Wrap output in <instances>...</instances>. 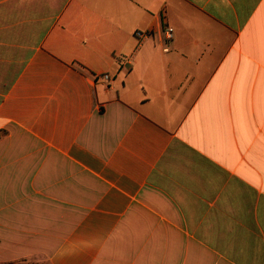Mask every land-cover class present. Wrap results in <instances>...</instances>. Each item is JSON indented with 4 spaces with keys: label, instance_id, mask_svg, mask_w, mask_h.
Returning a JSON list of instances; mask_svg holds the SVG:
<instances>
[{
    "label": "crops",
    "instance_id": "0c3cea01",
    "mask_svg": "<svg viewBox=\"0 0 264 264\" xmlns=\"http://www.w3.org/2000/svg\"><path fill=\"white\" fill-rule=\"evenodd\" d=\"M38 260L264 264V0H0V264Z\"/></svg>",
    "mask_w": 264,
    "mask_h": 264
},
{
    "label": "built area",
    "instance_id": "2783aa9c",
    "mask_svg": "<svg viewBox=\"0 0 264 264\" xmlns=\"http://www.w3.org/2000/svg\"><path fill=\"white\" fill-rule=\"evenodd\" d=\"M140 35V34H138ZM172 37V28L171 27H165L164 30H163V38L168 41L170 40ZM164 50H167V48H164ZM101 77L103 79H108V75L107 74H102Z\"/></svg>",
    "mask_w": 264,
    "mask_h": 264
},
{
    "label": "trees",
    "instance_id": "16d2710c",
    "mask_svg": "<svg viewBox=\"0 0 264 264\" xmlns=\"http://www.w3.org/2000/svg\"><path fill=\"white\" fill-rule=\"evenodd\" d=\"M1 264H36V263L20 261V262H5V263H1ZM46 264H49V263L47 262Z\"/></svg>",
    "mask_w": 264,
    "mask_h": 264
},
{
    "label": "rangeland",
    "instance_id": "374dc122",
    "mask_svg": "<svg viewBox=\"0 0 264 264\" xmlns=\"http://www.w3.org/2000/svg\"><path fill=\"white\" fill-rule=\"evenodd\" d=\"M33 263H36V264H46L47 261L45 260H38V261H32Z\"/></svg>",
    "mask_w": 264,
    "mask_h": 264
}]
</instances>
